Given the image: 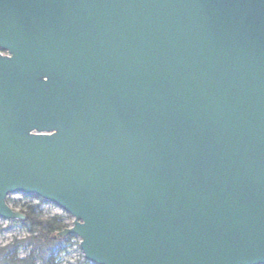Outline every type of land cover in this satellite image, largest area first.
<instances>
[{"label":"water","instance_id":"95a60500","mask_svg":"<svg viewBox=\"0 0 264 264\" xmlns=\"http://www.w3.org/2000/svg\"><path fill=\"white\" fill-rule=\"evenodd\" d=\"M10 194L94 264H264V0H0Z\"/></svg>","mask_w":264,"mask_h":264},{"label":"trees","instance_id":"16d2710c","mask_svg":"<svg viewBox=\"0 0 264 264\" xmlns=\"http://www.w3.org/2000/svg\"><path fill=\"white\" fill-rule=\"evenodd\" d=\"M37 208L27 206L22 209L27 216L22 224L28 230L29 237L24 241L0 246V264H61L60 256L68 252L74 236L57 238V234L68 227L64 217H45ZM24 246L32 247V251L27 257L21 258L20 249Z\"/></svg>","mask_w":264,"mask_h":264},{"label":"rangeland","instance_id":"374dc122","mask_svg":"<svg viewBox=\"0 0 264 264\" xmlns=\"http://www.w3.org/2000/svg\"><path fill=\"white\" fill-rule=\"evenodd\" d=\"M17 201L20 196H16ZM15 201V199H14ZM16 202V201H15ZM17 210H21L27 206L35 207L38 211L43 212L45 217H51L55 215H63L65 217V212L51 204H45L39 201V199L34 196H24L20 203L16 202ZM65 222L72 225L74 222L73 218L67 216L64 218ZM23 222L19 220L8 221L0 219V246H7L17 241H24L29 237L28 230L23 226ZM80 238L74 236L72 239V246L69 248L68 252L60 256L61 264H92L88 263L85 259L84 253L80 247ZM32 251V247L24 246L20 249V257H27Z\"/></svg>","mask_w":264,"mask_h":264}]
</instances>
